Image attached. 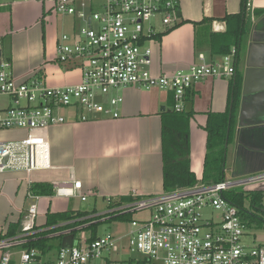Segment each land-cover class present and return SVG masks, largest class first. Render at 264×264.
Listing matches in <instances>:
<instances>
[{
    "label": "built area",
    "instance_id": "1",
    "mask_svg": "<svg viewBox=\"0 0 264 264\" xmlns=\"http://www.w3.org/2000/svg\"><path fill=\"white\" fill-rule=\"evenodd\" d=\"M7 1L0 0V5ZM49 3L54 15L80 23L74 32L59 38L56 61L80 69L81 81L59 87H50L34 76L19 81L11 74V63L0 57V99H7L0 105V131L26 133L22 139L0 142V174L21 172L30 177L51 169L47 133L51 127L69 122L64 111L77 123L118 119L124 100L118 93L139 87L171 92L173 109L183 113L186 94L196 84L235 74L237 51L233 48L213 64L201 59L186 70L153 75L149 44L179 25V0H105L95 10L78 0ZM245 184L260 187L264 173L236 183H199L160 195L134 196V201L114 207H109L113 199H108L107 213L96 217L143 213L147 218L133 216L126 236L75 240L72 247H61L50 260H44L35 249H19L27 237L37 233L39 207L32 204L23 218L21 234L0 240V264H137L139 260L150 264H264V247L249 248L243 243L248 224L225 196L228 190ZM54 192L59 198L87 200L82 182L75 177L56 186ZM28 196L39 198L32 193ZM208 210L217 219L206 217ZM124 250L129 259L111 258Z\"/></svg>",
    "mask_w": 264,
    "mask_h": 264
},
{
    "label": "crops",
    "instance_id": "2",
    "mask_svg": "<svg viewBox=\"0 0 264 264\" xmlns=\"http://www.w3.org/2000/svg\"><path fill=\"white\" fill-rule=\"evenodd\" d=\"M78 1L93 10L105 2ZM50 6L49 0H8L0 5L1 58L11 63V74L19 81L34 76L42 78L50 87L76 85L81 81L80 69L59 64L56 59L59 38L78 29L79 21L54 15ZM256 10H264V0H179V25L149 44L155 76L186 70L201 59L213 64L222 57L213 54L206 42L196 47L194 23L210 19V25L202 23L198 28L209 26L213 34H223L227 30L226 16L244 15L245 30L234 76L207 78L189 90L191 96L185 112L193 114L189 129L190 159L191 170L198 181L204 172L205 127L209 114L227 113L232 121L228 130L230 142L227 138L225 145L224 178L229 159L234 177L264 173V14L256 15ZM235 82H238L236 91ZM118 94L124 99L118 119L77 123L67 111L63 112L69 122L51 127L47 133L51 169L36 171L30 177L21 172L0 174V217L8 220L9 215L17 216L8 225L0 226V235L5 234L11 224L20 222L22 226L32 204L38 205V216L42 219L39 222L36 219L37 232L45 230L40 227L45 224L49 211L56 214L78 210L71 208L78 199L56 195L29 198L32 185L43 184L54 189L75 177L82 182V194L87 196L83 203L90 199L107 203L108 199L164 193L162 115L172 110L173 95L165 90L139 87H129ZM0 132L14 138L2 142L26 136L18 130ZM258 189H264V184ZM68 242L67 239L66 244ZM58 250L43 257L44 260L54 259Z\"/></svg>",
    "mask_w": 264,
    "mask_h": 264
},
{
    "label": "trees",
    "instance_id": "3",
    "mask_svg": "<svg viewBox=\"0 0 264 264\" xmlns=\"http://www.w3.org/2000/svg\"><path fill=\"white\" fill-rule=\"evenodd\" d=\"M256 15H263L264 10H256ZM227 24V30L223 34H213L210 27L203 29L198 27L202 23L211 24V20L206 19L201 23H194L197 28L196 47L200 48L206 42L213 54L221 57L229 54L232 48L237 51L236 61L239 48L245 30L244 15H229L224 18ZM238 82L234 84L233 89L236 91ZM190 93L186 94V101L190 100ZM163 113L162 115V156H163V190L164 192H172L179 189L191 188L199 183L205 185L218 184L225 181L224 164H225V145L228 138V130H230L232 121L227 113L209 114L205 131L207 132V152L205 156L203 177L200 181L191 170V152L189 129L190 121L193 117L192 113H177L174 109ZM231 134H229L228 143ZM30 193L34 196L53 197L54 189L51 186L36 184L30 188ZM226 198L240 211V215L244 221L250 223L264 224V189H231L225 194ZM135 199L131 196L121 197L112 200L109 207L130 203ZM82 212L80 210H69L63 213H51L46 215V222L40 228L45 230L37 232L25 239L20 244V250L35 249L40 252L42 257L47 256L54 248L53 242H59L57 249L61 248L64 238L71 234L76 238L77 232H88V242L95 241L99 236L97 230L102 220L104 222H130L133 214H127L120 217H95L96 214ZM20 222L9 225L5 234L0 235L1 239L13 238L18 235ZM39 228L35 227V231ZM137 264H150L147 260H139Z\"/></svg>",
    "mask_w": 264,
    "mask_h": 264
},
{
    "label": "rangeland",
    "instance_id": "4",
    "mask_svg": "<svg viewBox=\"0 0 264 264\" xmlns=\"http://www.w3.org/2000/svg\"><path fill=\"white\" fill-rule=\"evenodd\" d=\"M77 26L80 25L79 22L76 24ZM7 99H0V105H5ZM14 137V136H13ZM18 136H15L17 138ZM14 139V138H12ZM10 135L7 132H0V142L2 141H7V140H12ZM230 159L228 160V167L225 172V181L226 182H241L244 180H247L256 174H251L248 176L244 177H234L233 174L230 171ZM235 188L242 189V190H251L256 189L258 187H253L252 184H245V185H240L236 186ZM62 201V200H60ZM55 205L61 204V202H54ZM28 207V206H27ZM72 209H77L82 211V212H87V213H93L94 210H97V213L93 216H98V215H103L107 213V203H105L102 200H94L90 199L87 203L80 202L78 200H75V205L71 207ZM54 209V208H53ZM28 211V210H27ZM40 216V215H39ZM37 217V222L41 221V217ZM205 216H213L214 218L217 219V214L214 212V214H211V211L208 210L205 214ZM134 217L137 220H143L147 218V214H136ZM17 216L14 217V215H9V219L5 220L4 218L2 219L0 217V226H5L8 225L10 222H12L14 219H16ZM105 218L99 221H102V223L99 225L97 234L99 237H106L108 235H114L117 237H122L126 236L130 231H131V224L129 222H121V221H113V222H104ZM248 224V229L246 231V236L243 238V243L248 246L249 248L251 247H258L259 245L264 247V224H257V223H250L249 221H246ZM89 235L88 232H77L76 234V240L86 238ZM126 240L123 241V243L126 245ZM123 244V245H124ZM52 245L54 246L53 250L51 252H54L57 250V246L59 245V242H53ZM136 257V256H133ZM111 258L116 260V261H122V260H127L129 259V254L126 253V250L121 251L120 254H114L111 255ZM137 258H141L140 256H137Z\"/></svg>",
    "mask_w": 264,
    "mask_h": 264
},
{
    "label": "water",
    "instance_id": "5",
    "mask_svg": "<svg viewBox=\"0 0 264 264\" xmlns=\"http://www.w3.org/2000/svg\"><path fill=\"white\" fill-rule=\"evenodd\" d=\"M0 57H1V51H0ZM21 230H22V226L19 227L18 231L21 232ZM67 239H68V241H69L68 244H66ZM67 239L65 238V239L63 240V247H64V248H66V247H72V246H73V243H74V236L71 235V236L68 237Z\"/></svg>",
    "mask_w": 264,
    "mask_h": 264
}]
</instances>
